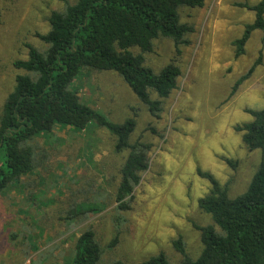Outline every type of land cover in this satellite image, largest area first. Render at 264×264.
I'll return each instance as SVG.
<instances>
[{
	"label": "rangeland",
	"instance_id": "1",
	"mask_svg": "<svg viewBox=\"0 0 264 264\" xmlns=\"http://www.w3.org/2000/svg\"><path fill=\"white\" fill-rule=\"evenodd\" d=\"M75 1L0 0V109L15 77L25 73L13 63L27 59V45L42 51L36 34L48 31L52 11ZM260 1L203 0L199 8L179 9L180 22L192 28L189 44L178 53L171 40L160 38L143 55L155 73L170 63L180 71L158 115L117 74H79L72 88L84 103L116 124L134 119L129 143L150 146L147 169L122 210L115 196L129 150L117 153L108 131L94 124L84 131L55 126L33 136V171L0 194V264H70L75 240L87 229L101 250L97 264H142L159 253L180 264L172 245L178 238L189 257H198L195 226L212 221L198 207L210 184L197 170L210 173L234 199L259 163L260 151L249 152L236 128L253 120L247 111L264 107V34L252 32L240 57L232 43L255 17L240 5Z\"/></svg>",
	"mask_w": 264,
	"mask_h": 264
},
{
	"label": "trees",
	"instance_id": "2",
	"mask_svg": "<svg viewBox=\"0 0 264 264\" xmlns=\"http://www.w3.org/2000/svg\"><path fill=\"white\" fill-rule=\"evenodd\" d=\"M202 5L203 0H76L52 11L47 18L48 31L36 34L45 48L40 51L27 45V59L13 63L15 69L25 73L15 77L14 87L0 109V194L33 171V136L49 133L55 126L84 131L94 124L115 138L117 153L129 150L115 196L118 208L127 209L126 199L147 169L150 146L129 143L134 119L121 124L109 121L84 103L72 85L83 70L113 72L150 114L158 115L162 101L176 89L180 71L170 63L155 73L145 65L143 55L151 53L160 38L171 40L179 53L189 44L186 36L192 31L180 22L179 9ZM240 6L252 10L255 17L245 26L242 37L232 43L236 57L243 55L252 32L264 34V0L251 7ZM133 49L139 53H133ZM259 62L260 58L240 81ZM247 113L253 120L236 130L242 133V143L249 152L260 151L258 167L245 191L234 199L210 173L197 170L199 177L210 184L198 207L212 223L195 226L202 245L196 259L185 252L180 238L172 242L181 256L180 264H264V107ZM227 164L235 168L231 161ZM100 256L94 232L87 229L75 240L70 264H97ZM142 264L169 263L159 253Z\"/></svg>",
	"mask_w": 264,
	"mask_h": 264
}]
</instances>
